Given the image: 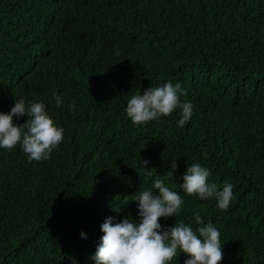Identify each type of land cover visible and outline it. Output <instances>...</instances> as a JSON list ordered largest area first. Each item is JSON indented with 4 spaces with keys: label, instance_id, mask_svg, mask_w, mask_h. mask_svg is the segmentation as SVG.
I'll list each match as a JSON object with an SVG mask.
<instances>
[{
    "label": "trees",
    "instance_id": "trees-1",
    "mask_svg": "<svg viewBox=\"0 0 264 264\" xmlns=\"http://www.w3.org/2000/svg\"><path fill=\"white\" fill-rule=\"evenodd\" d=\"M168 81L191 119L134 125L127 101ZM20 97L65 131L47 160L0 150V264H93L104 219H136L135 192L157 178L183 197L161 224L195 228L198 212L220 230L219 264H264V0H0V112ZM197 162L234 185L227 210L182 192Z\"/></svg>",
    "mask_w": 264,
    "mask_h": 264
},
{
    "label": "clouds",
    "instance_id": "clouds-1",
    "mask_svg": "<svg viewBox=\"0 0 264 264\" xmlns=\"http://www.w3.org/2000/svg\"><path fill=\"white\" fill-rule=\"evenodd\" d=\"M23 17H21L22 19ZM188 91L182 83L171 81L150 86L131 96L127 101L126 115L130 121L141 126L165 116H171L179 110L177 126L183 128L193 116L194 105L187 97ZM57 107L64 104L62 96L53 93ZM21 117H27L24 123H16ZM64 128L56 124L42 100H27L25 97L14 99L8 112H0V150H12L17 145L31 162L51 158L53 150L59 146L64 136ZM150 161L140 159L138 166L152 175ZM177 168L171 163L172 179ZM211 169L201 163L186 167L179 185L187 195H196L201 200L215 198L218 210H227L233 198L234 185L226 182L222 190L209 180ZM156 190V191H153ZM131 202H135L137 218L130 215L108 216L100 225L102 235L90 259L93 264H170L173 258L185 255L183 264H219L223 259V244L220 230L197 212L193 219L196 227L184 221H176L167 226L160 218L173 217L180 213L183 197L172 190L163 179H154L151 189L135 192ZM126 206V205H125ZM123 210V209H122ZM122 210L114 209L116 213ZM85 241L84 234L78 237ZM179 253V256L177 254Z\"/></svg>",
    "mask_w": 264,
    "mask_h": 264
}]
</instances>
